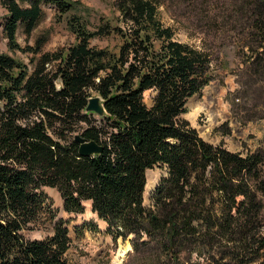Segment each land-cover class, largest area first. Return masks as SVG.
Segmentation results:
<instances>
[{"label":"trees","instance_id":"16d2710c","mask_svg":"<svg viewBox=\"0 0 264 264\" xmlns=\"http://www.w3.org/2000/svg\"><path fill=\"white\" fill-rule=\"evenodd\" d=\"M233 3L240 14L222 42L236 46L241 82L258 85L264 101V0ZM50 4L60 21L69 16L76 41L21 46V30L29 39ZM159 4L118 0L119 23L101 19L92 29L76 11L80 0H0V39L31 54L27 63L0 51V264H71L63 220L48 237L24 235L48 213L46 187L68 213L90 201L115 243L129 239L123 264H264V144L210 143L184 116L218 76L216 49L207 37L198 46L177 39ZM216 16L208 21L219 29L230 20ZM111 35L121 39L117 50L92 45ZM97 94L107 110L100 119L86 108ZM76 134L103 150L81 154ZM158 166L166 174L147 206V173Z\"/></svg>","mask_w":264,"mask_h":264},{"label":"rangeland","instance_id":"374dc122","mask_svg":"<svg viewBox=\"0 0 264 264\" xmlns=\"http://www.w3.org/2000/svg\"><path fill=\"white\" fill-rule=\"evenodd\" d=\"M80 1L81 7L76 11L89 22L90 28L93 29L101 19L110 20L114 24L119 23L118 0ZM155 1L160 3L158 12L160 20L166 26L173 28L177 39L198 46L202 44V38L207 37L216 49L213 56L214 73L218 76L202 89V93L195 94L188 100L186 104L188 110L184 116L210 143H223L233 151L254 150L262 146L264 117L261 116L264 114V101L263 94L260 92L261 88L256 84L252 87L243 85L241 79L244 81V78L240 74L244 67L242 56L233 43L229 41L225 44L221 37L224 32L231 33L230 29L234 28L236 16L240 14L239 6L233 3L235 0ZM45 10L46 16L36 27L30 40L21 30L18 36L21 46L34 45L37 37L47 39L43 47L46 51L74 43L76 37L67 23L69 16L65 15L60 21L55 15L56 9L52 4L46 6ZM208 15H217L216 17L225 15L230 20L224 28L219 29L218 24L209 23ZM121 23L126 26L125 22ZM217 37L221 38L217 39ZM120 44L121 39L116 35L94 38L92 41V45L109 47L112 50H117ZM0 51L12 54L20 61L27 63L30 61V53L23 50L13 51L5 39H0ZM145 99L150 104L152 92L147 91ZM191 113H196L195 117ZM96 117L101 118L98 114ZM148 173L150 178L160 180L166 174V170L158 166L149 170ZM45 191L51 197L47 204L48 213L43 217L40 225L24 231V235L32 239L48 237L54 233L56 222L63 220L70 230V237L73 238V246L68 254L71 264H114L118 249L128 242L120 239L118 243H115L113 237L106 231L108 227L106 222L93 212L91 202H86L87 210L84 213H68L64 209V200L56 189L46 187ZM151 193H148L145 198L147 206L152 205L154 191L152 195ZM85 223H88L85 228H78L83 227ZM91 223L92 225H89ZM95 225L99 228L97 231L93 229Z\"/></svg>","mask_w":264,"mask_h":264},{"label":"water","instance_id":"95a60500","mask_svg":"<svg viewBox=\"0 0 264 264\" xmlns=\"http://www.w3.org/2000/svg\"><path fill=\"white\" fill-rule=\"evenodd\" d=\"M104 105V99L101 95L97 94L90 98L86 108L88 112L97 113L98 115L103 116L107 113ZM75 137L76 140L81 143L79 151L83 155L97 154V152H101L103 150V146L97 141H89L86 137L80 134H76Z\"/></svg>","mask_w":264,"mask_h":264},{"label":"bare ground","instance_id":"6f19581e","mask_svg":"<svg viewBox=\"0 0 264 264\" xmlns=\"http://www.w3.org/2000/svg\"><path fill=\"white\" fill-rule=\"evenodd\" d=\"M194 117L196 115V113H191ZM147 178H148V183H147V186H146V194H145V198H146V195H148V193H151V191L155 188V186L159 183V180L158 179H152L150 178L149 176V173H147ZM146 202V201H145ZM132 248V245L131 243H127L125 246L121 247L120 248V252L118 253V255L115 257L114 259V264H121L122 260H123V257L125 255V253L128 251V249Z\"/></svg>","mask_w":264,"mask_h":264}]
</instances>
